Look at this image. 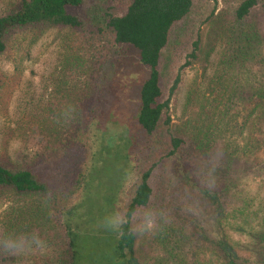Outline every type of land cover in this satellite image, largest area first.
<instances>
[{
	"label": "rangeland",
	"instance_id": "obj_1",
	"mask_svg": "<svg viewBox=\"0 0 264 264\" xmlns=\"http://www.w3.org/2000/svg\"><path fill=\"white\" fill-rule=\"evenodd\" d=\"M96 1L90 10L91 18L93 24L102 26H105V14H120L125 4L123 0ZM17 2L0 0V13L10 11ZM88 2L90 7L91 1ZM239 2L218 0L215 4L213 0H194L190 12L172 28L168 46L163 51L161 83L167 87L177 64L186 60L199 32L200 49L192 66L184 71L170 105L171 129L177 131L175 134L186 136L188 145L198 151L192 154V150L184 149L180 159L162 158L167 146L164 132H158L153 146L145 149L139 166L146 168L158 162L153 186L156 191H162L165 198L170 196L173 202L170 210L158 209L170 215V221L175 224L171 229V244L163 247L156 245L163 231L157 225L160 219L152 231L137 232L135 248L141 264H221L220 254L213 251L221 242L237 250L239 263L264 264V139L256 151L261 166L252 170L254 175L243 176L250 163L240 157L232 163L227 184L211 181L214 190L231 188L226 194L218 195L221 211L201 194L193 192L187 183L190 177L204 185L205 170L213 171L226 162L230 148L243 146V130H240L243 123L240 90L243 80L246 81L243 28L258 32V40L248 48L247 54L251 55L247 66H256L259 54H264V7L260 3L254 16L243 24L235 18ZM112 41L113 33L107 29L101 35L58 26L27 27L10 33L7 50L0 56L1 161L21 164L26 152L41 149L46 158L43 170L46 167L62 170L68 176L72 170L77 172L85 164L88 153L86 120L81 114L89 110L84 109L85 99L92 106L98 97L104 98L105 108L120 119L114 127L120 130L128 125L127 120L131 119L137 103L141 67L134 53L126 48L116 49ZM206 99L217 102L203 109ZM203 110L214 116L219 127L215 126L217 133L209 134L208 139L196 140ZM260 127L264 135V120ZM247 136L246 131L244 137ZM68 149L72 162L67 161L70 159L66 154ZM120 156L119 150L114 148L103 160L97 173L100 187L90 194L89 200H98L111 186L119 173L113 158ZM29 204L14 191L0 189V236L7 214L15 211L28 214L25 207ZM98 208V204H92V209L97 211ZM32 217L29 234H39L44 241L48 233L56 237L54 210L43 207ZM47 244L42 250L25 252L24 256L36 260V264H47L53 260L47 254Z\"/></svg>",
	"mask_w": 264,
	"mask_h": 264
},
{
	"label": "trees",
	"instance_id": "obj_2",
	"mask_svg": "<svg viewBox=\"0 0 264 264\" xmlns=\"http://www.w3.org/2000/svg\"><path fill=\"white\" fill-rule=\"evenodd\" d=\"M90 1L89 7L88 0H18L10 11L0 13V56L7 50L8 36L16 29L58 26L81 32L89 31L94 35L110 30L113 33V46L116 49L126 48L134 53L141 67L134 113L127 120L128 125L119 130L114 125L120 119H117L112 110L105 108L104 98L98 97L92 106L85 99L84 109L89 110L81 114L86 120L88 153L82 168L77 172L72 170L70 176L62 170L48 167L43 170L46 158L41 149L26 152L21 164L13 165L0 160V189L8 188L30 203L25 207L28 214L23 211L7 214L0 237L10 233L29 234V227L33 225L32 216L37 210L40 213L43 207L49 206L56 214L54 227L58 231L54 229L56 237L52 233L45 236L48 243L47 254L53 258L47 264H141L135 248V226L140 213L145 209H152L157 213L156 221L160 219V224L157 225L163 231L157 237L156 245L161 244L162 247L169 245V242L171 244V229H174L175 224L170 221V215L166 216L159 211L164 208L170 210L173 202L170 196L165 198L163 192L156 191L153 186L152 180L156 177L154 171L158 162H153L146 168L139 166L145 149L153 146L158 132H164L167 135V146L162 158L180 159L184 149L186 152L192 150V154L198 151L196 147L188 145L189 139L186 136L175 134L177 131L171 129L170 105L184 71L192 66L200 49L199 32L191 43L186 60L177 64L171 84L163 87L161 83L162 55L168 46L171 30L190 12L194 0H123L125 4L122 13L108 12L103 16L105 26L93 24L90 10L97 1ZM213 1L218 3V0ZM260 3L264 7L263 0H240L235 8L236 20L244 24L254 16ZM257 36L256 30L248 32L243 28V57L246 58L243 77L247 81L243 80V89L240 90L243 95V123L240 128L243 130V146L235 145L230 148L226 162L219 164L213 171L210 168L205 170L204 185L187 177L188 187L201 194L217 211H221L222 206L218 195L226 194L231 188L214 190L211 181H226L224 183L227 184L232 163L240 157L250 163V167L244 169L243 176L254 175L252 170L261 166L256 151L264 139L260 127L264 120V54H259L256 66H247L251 59V55H247L248 48L256 43ZM218 93L217 90V96ZM205 101L203 109L209 107L210 103L217 102L209 99ZM218 104L220 105L219 102ZM228 121L231 120L228 118ZM215 123L214 116L203 110L198 120L199 136L195 139H208L209 134L215 135V126L219 127ZM246 131L248 136L244 137ZM114 148L121 154L120 157L113 158L116 159L114 163L118 164L119 173L105 193L98 196V200H89L90 194L100 187L97 175L99 168ZM235 150L240 151L237 153ZM67 153L70 156L67 161L72 162L69 149ZM92 204H98L97 211L92 209ZM116 212L125 213L129 223L119 231L105 228V216ZM215 246L213 251L217 250L220 254L221 264H241L235 248L226 242ZM35 262L36 260L26 258L24 254L0 253V264H36Z\"/></svg>",
	"mask_w": 264,
	"mask_h": 264
},
{
	"label": "clouds",
	"instance_id": "obj_3",
	"mask_svg": "<svg viewBox=\"0 0 264 264\" xmlns=\"http://www.w3.org/2000/svg\"><path fill=\"white\" fill-rule=\"evenodd\" d=\"M162 218V213L160 214ZM157 213L152 209H145L140 213L135 231L143 234L152 231L156 226ZM129 223V218L125 213L116 212L105 216L103 225L115 231H119L124 225ZM46 242L39 234H7L0 237V253L6 255H21L33 249L42 250Z\"/></svg>",
	"mask_w": 264,
	"mask_h": 264
}]
</instances>
